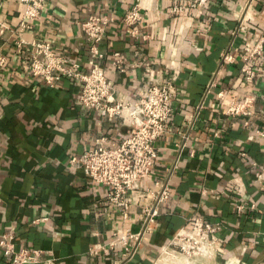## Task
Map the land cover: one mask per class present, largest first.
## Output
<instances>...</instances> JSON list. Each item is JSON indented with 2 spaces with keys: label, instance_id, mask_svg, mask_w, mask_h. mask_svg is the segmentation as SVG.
Masks as SVG:
<instances>
[{
  "label": "crops",
  "instance_id": "1",
  "mask_svg": "<svg viewBox=\"0 0 264 264\" xmlns=\"http://www.w3.org/2000/svg\"><path fill=\"white\" fill-rule=\"evenodd\" d=\"M177 1L46 0L30 29H21L23 5L0 0V54L6 58L0 68V235L11 234L15 250H41L38 264H174L162 261V251L194 217L219 224L212 238L220 249L210 264H264V178L258 179L264 139L256 135L264 131V45L250 83L242 78L238 56L264 37V0L254 1L248 27L235 36L231 31L247 0H207L201 9L171 14ZM135 5L144 13L135 26L137 39L123 25ZM90 15L113 19L99 49L117 101L133 103L162 80L176 87L165 133L154 143L153 170L127 194V219L108 202V188L91 182L70 160L101 138L106 147L118 146L129 134V117L109 121L79 103V81L60 77L50 87L28 69L29 44L37 41L87 71L89 43L81 24ZM20 40L27 42L21 51ZM114 53L123 71L113 67ZM223 53L235 62L223 63ZM219 90L230 101L254 97L247 126L244 118L225 116ZM155 183L169 197L157 204L155 223L136 250L126 259L120 246L90 255L117 229L142 228ZM237 205L245 207L242 213ZM42 218L47 221L34 223ZM0 264H10L1 248Z\"/></svg>",
  "mask_w": 264,
  "mask_h": 264
},
{
  "label": "built area",
  "instance_id": "2",
  "mask_svg": "<svg viewBox=\"0 0 264 264\" xmlns=\"http://www.w3.org/2000/svg\"><path fill=\"white\" fill-rule=\"evenodd\" d=\"M23 5V20L21 29H30L31 22L40 17L46 0H17ZM255 0H247L244 10L237 20L235 29L231 34L235 36L248 27L252 17ZM207 0H179L170 9L171 14H181L188 9H201ZM144 13L138 5L133 6L125 15L123 25L131 38L139 37L135 26L142 21ZM113 19L105 15H90L81 24V30L89 43V55L86 59L87 71H82L77 62L68 61L65 57L56 54L52 45L46 42H32L29 44L32 51L29 58L28 69L35 78H40L44 84L52 87L60 78L77 80L81 83L79 103L85 108L94 110L106 116L109 121L125 114L129 117L130 130L126 139L116 147H106L105 139L95 141V147L86 151L80 157L70 160L71 164H77L91 182L108 188L107 199L113 205L120 208L123 219H127V194L135 185L147 178L154 167L157 157L154 143L165 133L166 123L171 114V100L176 94V87L169 79L162 80L158 84H150L141 93L139 99L133 103L117 101L114 90L109 83L101 61L104 55L99 49L107 26ZM145 41L148 36H143ZM27 44L20 40L16 47L19 51ZM264 37L244 49H240L239 59L242 62L240 72L244 81L250 83L256 78V71L252 63L262 57ZM113 67L123 71L122 59L118 53L113 54ZM222 62L233 64L236 57L223 53ZM6 58L0 54V68L5 65ZM228 93L219 90L216 97L220 105H225L224 114L229 118L241 117L246 119L244 126L248 125L247 119L252 115L254 97L246 95L240 101L227 100ZM256 135L264 139V131H256ZM244 156V154H241ZM264 178V172L258 175V179ZM157 191H148L152 204L146 205L142 210L143 225L137 232L129 229H117L112 234V240L107 245H97L89 250L90 255L100 253L108 254L117 246H120V257L126 259L145 239L149 227L155 223L158 216L157 204L168 199L169 192L166 187L155 183ZM205 193V191H203ZM255 209V205H251ZM245 207L237 205L236 211L242 213ZM46 218L36 220L34 223L46 222ZM219 230V224H212L200 217L190 220L188 227L178 230L170 240L169 245L163 249L162 255H181L193 262L196 260H210L220 249V245L212 236ZM0 248L3 255L9 257L10 264H38L43 252L41 250H15L14 237L11 234L0 235ZM50 262V260H47Z\"/></svg>",
  "mask_w": 264,
  "mask_h": 264
},
{
  "label": "bare ground",
  "instance_id": "3",
  "mask_svg": "<svg viewBox=\"0 0 264 264\" xmlns=\"http://www.w3.org/2000/svg\"><path fill=\"white\" fill-rule=\"evenodd\" d=\"M162 261L168 262L170 261L171 263L173 262L174 264H192V260L186 259V257H179V256H168V257H162Z\"/></svg>",
  "mask_w": 264,
  "mask_h": 264
},
{
  "label": "rangeland",
  "instance_id": "4",
  "mask_svg": "<svg viewBox=\"0 0 264 264\" xmlns=\"http://www.w3.org/2000/svg\"><path fill=\"white\" fill-rule=\"evenodd\" d=\"M177 256H179V257H183V256H181V255H177ZM165 257H168V256H165ZM192 260H193V259H192ZM209 262H210L209 260H196V262H193V261H192V264H210Z\"/></svg>",
  "mask_w": 264,
  "mask_h": 264
}]
</instances>
